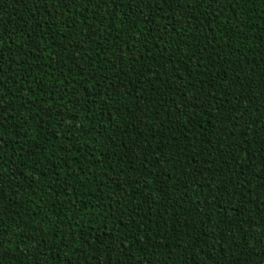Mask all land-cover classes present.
<instances>
[{
	"label": "trees",
	"instance_id": "obj_1",
	"mask_svg": "<svg viewBox=\"0 0 264 264\" xmlns=\"http://www.w3.org/2000/svg\"><path fill=\"white\" fill-rule=\"evenodd\" d=\"M0 264H264V0H0Z\"/></svg>",
	"mask_w": 264,
	"mask_h": 264
},
{
	"label": "snow or ice",
	"instance_id": "obj_2",
	"mask_svg": "<svg viewBox=\"0 0 264 264\" xmlns=\"http://www.w3.org/2000/svg\"><path fill=\"white\" fill-rule=\"evenodd\" d=\"M209 3H211V0H209Z\"/></svg>",
	"mask_w": 264,
	"mask_h": 264
}]
</instances>
